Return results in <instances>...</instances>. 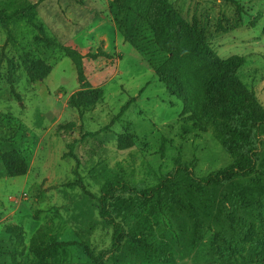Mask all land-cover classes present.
Listing matches in <instances>:
<instances>
[{
	"label": "rangeland",
	"instance_id": "374dc122",
	"mask_svg": "<svg viewBox=\"0 0 264 264\" xmlns=\"http://www.w3.org/2000/svg\"><path fill=\"white\" fill-rule=\"evenodd\" d=\"M113 1L0 0V7L37 5L47 35L60 44L83 54L101 51L112 56V60L86 59L82 82L73 62L64 53L39 44L25 22L10 23L13 39L0 25V246L8 242L6 225L22 227L26 249L19 264H34L30 241L45 226L63 244L60 264H92L86 247L95 256L112 248V230L104 225L98 203L74 185L78 181L76 162L64 159L67 145L72 142H77L75 154L82 180L96 195L118 175L137 186H158L175 170L176 160L194 165L191 171L198 178L224 169L231 162L213 130L182 139L176 129L167 128L180 120L185 106L166 91L146 61L124 41L110 8ZM172 2L185 20L205 28L210 46L221 61L246 59L239 77L264 107V0ZM235 3L242 7V13H237ZM220 20L237 28L218 35L215 26ZM27 51L52 67L45 80L35 84L29 80L21 59ZM88 87L102 89L104 97L80 117L70 100ZM130 100L135 103L120 121L113 123ZM70 123H76L72 134L64 129ZM122 136L132 138V148L119 147ZM12 151L27 161L29 172L25 177H8L1 155ZM260 154L264 157V148ZM186 179L182 174L183 187ZM226 191L222 188L217 193L225 214L220 221L212 218L198 232L186 213L161 211L159 222L148 212L132 215L130 226H151L152 240L169 246L167 262L151 263L127 245L121 256L108 257V263L220 264L226 254L246 264L227 243L239 242V236L228 219L229 205L223 201ZM239 216L257 223L255 214L240 211ZM0 264L11 262L5 256Z\"/></svg>",
	"mask_w": 264,
	"mask_h": 264
},
{
	"label": "trees",
	"instance_id": "16d2710c",
	"mask_svg": "<svg viewBox=\"0 0 264 264\" xmlns=\"http://www.w3.org/2000/svg\"><path fill=\"white\" fill-rule=\"evenodd\" d=\"M234 7L238 14L242 13L239 4L235 3ZM110 8L124 41L146 61L166 91L185 106L180 120L167 128L176 129L182 139L213 130L231 162L224 169L198 178L191 171L194 165L176 160L175 170L164 176L158 186H137L118 175L107 182L100 195H96L87 189L79 173L80 163L75 154L77 142L68 144L64 159L71 158L76 162L78 181L74 185L98 203L104 225L112 230L110 250L95 256L86 247L92 264H109L108 257L116 259L121 256L127 245L151 263L167 262L169 246L152 240L151 226L144 223L130 226L132 215L148 212L159 222L161 211L186 213L198 232L209 220L217 217L220 221L225 214L222 201L217 198L222 188L227 189L223 201L229 205L228 219L239 236V242H227L231 251L235 255L240 253L246 264H264V157L260 154L264 148V107L239 77L246 59L221 61L210 46L205 28L196 21L185 20L172 0H114ZM13 21H23L30 26L39 44L64 53L73 62L82 82H85L86 59L112 60V56L101 51L83 54L49 37L37 5L25 3L0 7V25L7 31L9 39H13L10 29ZM226 22L229 23L220 20L216 24L218 35L237 28V25H225ZM21 59L33 84L52 73V67L37 60L31 51L25 52ZM103 97L102 89L88 87L74 94L70 104L82 117ZM133 103L135 100H130L113 123L120 121ZM75 127L76 123H70L64 129L72 134ZM161 139L167 143L165 138ZM119 147L122 150L132 148V138L122 136ZM1 160L9 178L25 177L29 172L27 161L16 151L2 154ZM182 174L187 176L185 187L180 182ZM240 211L255 214L257 223L243 220ZM4 230L8 242L0 246V259L6 256L11 264H19L18 260L26 249L24 229L9 224ZM62 248L63 244L58 242L53 230L46 226L36 232L29 247L35 257L34 264H60ZM220 264L240 262L238 258L232 259L225 254Z\"/></svg>",
	"mask_w": 264,
	"mask_h": 264
}]
</instances>
